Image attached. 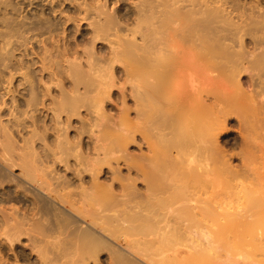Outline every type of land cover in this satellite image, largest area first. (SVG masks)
<instances>
[{"label":"bare ground","instance_id":"1","mask_svg":"<svg viewBox=\"0 0 264 264\" xmlns=\"http://www.w3.org/2000/svg\"><path fill=\"white\" fill-rule=\"evenodd\" d=\"M22 3L0 0V264H264V0Z\"/></svg>","mask_w":264,"mask_h":264},{"label":"rangeland","instance_id":"2","mask_svg":"<svg viewBox=\"0 0 264 264\" xmlns=\"http://www.w3.org/2000/svg\"><path fill=\"white\" fill-rule=\"evenodd\" d=\"M19 1H20V0H19ZM21 1H23L22 6H24L25 3H26V0H21ZM32 6H33V5L30 6V5H27V3H26V5H25V8H26V9H25V10H28V9L32 8ZM38 6H40V5H38ZM6 98H7V96L5 97V99H6ZM8 104H9V103H8ZM6 109H7V108H5L4 111H6ZM4 117H6V116H3V118H4ZM229 131H234V127H233V126L230 127V128H229ZM232 137L234 138L235 135H233V133H229L227 136H225V137L223 138V140H224V142L227 144V145L225 146V149H227V150H226V153H227V151H228V149H229V147H230L229 150H230V152L232 151V152H231L232 154H231L229 151H228L227 154L230 153V154H231V157H232V155H233V157H232L233 159H232L231 157H230V158H231L233 161H234V159H235L234 162H236V161H238L236 158H238V156H239V155H238V149H239V148L237 149V147L234 146V145H236V142H235L236 140H235V138L233 139ZM229 140H230V142H229ZM228 142H229L230 144H229ZM233 142H234L235 144H234ZM231 143H232V144H231ZM232 145H233V146H232ZM231 146H232V147H231ZM232 149H233V150H232ZM234 151H235V152H234ZM239 151H240V150H239ZM135 152H136V151H135ZM236 152H237V153H236ZM235 153H236L237 155H236ZM234 154H235V155H234ZM234 157H235V158H234ZM232 160H231V163L233 162ZM234 162H233V164H237V162H236V163H234Z\"/></svg>","mask_w":264,"mask_h":264}]
</instances>
